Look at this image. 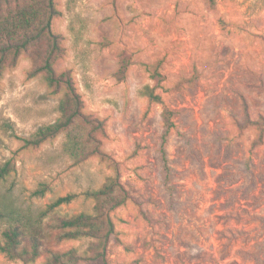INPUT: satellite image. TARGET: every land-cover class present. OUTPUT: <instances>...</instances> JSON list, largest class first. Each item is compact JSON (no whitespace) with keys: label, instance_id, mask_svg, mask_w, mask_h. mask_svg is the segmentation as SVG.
Returning a JSON list of instances; mask_svg holds the SVG:
<instances>
[{"label":"rangeland","instance_id":"rangeland-1","mask_svg":"<svg viewBox=\"0 0 264 264\" xmlns=\"http://www.w3.org/2000/svg\"><path fill=\"white\" fill-rule=\"evenodd\" d=\"M56 2L51 29L64 54L55 68L70 71L84 112L104 121L107 157L73 164L63 135L23 146L20 138L55 121L59 94L27 76L22 54L0 77V167H14L0 180V205L36 213L76 194L60 212H92L82 193L117 174L129 198L111 212L119 241L109 242L108 264H264V0H217L215 11L204 0ZM158 62L161 81L150 76ZM146 85L162 103L141 94ZM165 107L170 190L159 152ZM88 243L55 248L83 254ZM0 264L23 262L0 252Z\"/></svg>","mask_w":264,"mask_h":264},{"label":"trees","instance_id":"trees-1","mask_svg":"<svg viewBox=\"0 0 264 264\" xmlns=\"http://www.w3.org/2000/svg\"><path fill=\"white\" fill-rule=\"evenodd\" d=\"M208 10L215 11L217 0H204ZM59 13L56 0H0V77L7 68L14 67L19 57L26 54L31 60L28 77L41 76L47 87L59 94L58 116L55 121L39 126L27 137L20 138L24 147H37L46 140L63 135L62 150L73 164H79L92 155L107 157L101 148L99 134H104V121L83 110V100L78 93L69 70L58 72L55 63L63 56L62 36L51 29L52 19ZM118 79H123L128 58L119 53ZM151 78L162 80L159 62L151 66ZM141 94L149 102L162 103L160 95L146 85ZM172 111H162L163 131L159 145L162 162L163 185L170 190L167 151L165 143L173 126ZM262 120H264L262 118ZM254 124L258 121H250ZM13 164L10 160L0 167V180L4 179ZM45 183L35 189V195H44ZM93 200V211L63 214L59 208L73 200L76 194L57 196L36 213L13 205H0V252L10 260L31 264L46 255L44 264H108L107 252L111 239L116 237L111 212L129 198L118 175L109 176L96 189L82 193ZM88 238L84 253L72 247L56 249L60 243Z\"/></svg>","mask_w":264,"mask_h":264}]
</instances>
